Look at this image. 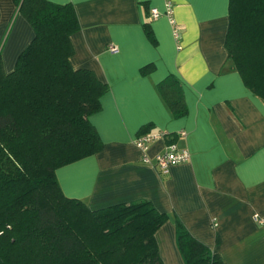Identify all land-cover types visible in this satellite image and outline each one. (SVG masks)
<instances>
[{
    "label": "crops",
    "instance_id": "0c3cea01",
    "mask_svg": "<svg viewBox=\"0 0 264 264\" xmlns=\"http://www.w3.org/2000/svg\"><path fill=\"white\" fill-rule=\"evenodd\" d=\"M75 8L80 30L71 36L74 69L94 72L109 86L90 121L104 147L56 171L65 196L91 211L148 201L170 216L157 232L163 264H184L176 218L225 264H264V100L228 58L230 0H49ZM173 5L169 18L150 19ZM35 38L14 0H0V49L6 73ZM109 46L117 51L112 53ZM149 65L154 68L143 74ZM169 76L182 88L186 113L175 117L158 86ZM185 132V137L179 133ZM147 133L175 134L190 161L161 171L159 139L146 153Z\"/></svg>",
    "mask_w": 264,
    "mask_h": 264
},
{
    "label": "trees",
    "instance_id": "16d2710c",
    "mask_svg": "<svg viewBox=\"0 0 264 264\" xmlns=\"http://www.w3.org/2000/svg\"><path fill=\"white\" fill-rule=\"evenodd\" d=\"M14 2L35 38L11 73L0 49V264H163L155 236L168 214L148 201L91 211L64 195L56 171L104 147L90 117L110 88L70 62L71 36L80 30L73 5ZM229 18L228 58L264 100V0H230ZM158 89L175 117L186 113L175 77ZM176 229L184 264H225L179 218Z\"/></svg>",
    "mask_w": 264,
    "mask_h": 264
},
{
    "label": "built area",
    "instance_id": "2783aa9c",
    "mask_svg": "<svg viewBox=\"0 0 264 264\" xmlns=\"http://www.w3.org/2000/svg\"><path fill=\"white\" fill-rule=\"evenodd\" d=\"M162 15H165L169 18L172 27H173V35L177 42L180 39V29L173 18V5L170 1L166 3V10L164 13L159 12L156 9L151 10L150 12V19L157 20ZM109 51L114 53L117 51V48L114 46H109ZM168 135V134H167ZM166 134L162 133H147L141 136H138L135 140V145L142 150V152L146 153L152 143L159 139H165ZM180 137H185V132L179 133ZM190 153L186 149H180L176 142L167 144L165 151L158 154L155 158V161L152 162L147 156L143 157V162L145 164H149L154 166L155 168L166 171L172 166L184 164L190 161ZM254 221L259 225L264 226V217L259 215L254 216Z\"/></svg>",
    "mask_w": 264,
    "mask_h": 264
}]
</instances>
